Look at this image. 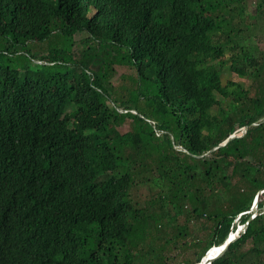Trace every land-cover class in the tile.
Here are the masks:
<instances>
[{
    "label": "trees",
    "instance_id": "trees-1",
    "mask_svg": "<svg viewBox=\"0 0 264 264\" xmlns=\"http://www.w3.org/2000/svg\"><path fill=\"white\" fill-rule=\"evenodd\" d=\"M247 1L0 0V264H163L154 241L186 237V212L210 230L187 264L248 222L213 264H264V51L240 43ZM115 65L136 72L127 95ZM147 183L161 194L142 206Z\"/></svg>",
    "mask_w": 264,
    "mask_h": 264
},
{
    "label": "rangeland",
    "instance_id": "rangeland-1",
    "mask_svg": "<svg viewBox=\"0 0 264 264\" xmlns=\"http://www.w3.org/2000/svg\"><path fill=\"white\" fill-rule=\"evenodd\" d=\"M248 8L249 13L256 16L254 19H250V26L244 29V32L241 33L240 37V43L245 46L254 47L260 51H264V14L257 16V5L260 2V0H248ZM89 37V34L87 32H81L75 36V46L74 50L79 54L83 49L84 45L81 43L84 39ZM61 38L59 36L53 37V45H59ZM238 41V37H237ZM34 50L38 53H47L49 49V44H39L35 45ZM231 53H227L226 59L230 57ZM115 71L113 73V77L111 79L112 86L114 89V92L117 96L121 95H127V89L131 88L133 85V79L132 77L136 76V72L133 68L126 66V65H115ZM235 81V82H242L246 83L247 86L250 85L251 81L240 78L238 75L234 73H228L225 72L224 74V82L227 81ZM130 129L129 124H125L123 127H121L122 132H126ZM161 188L154 184H142L139 186H136L132 190V196L140 201L142 206H147L152 202L155 198H158V196L161 194L160 192ZM261 192H259L260 194ZM258 194V195H259ZM258 196H255L254 200ZM264 200L263 193L260 194L259 202ZM258 202V203H259ZM256 209V210H254ZM186 210L189 212L191 210V207L188 205L186 207ZM252 213L253 212H259V206L257 204V207H252ZM174 213V212H173ZM177 222L180 226V228L185 227L188 228V234L186 237L177 238V240L170 239L172 237L171 231L169 229H166L164 231L160 238L154 241V245L163 255V264H187V260H193L195 256V252L197 249L200 251L201 248L208 244L209 242V232L210 230L205 228V223H199V222H193L188 219V213L180 214L177 217ZM238 226L239 223H238ZM178 230H176L175 233H177ZM168 233V234H167ZM166 236V237H164ZM196 239L201 240V246L200 247H194V242ZM171 241V244L165 245L166 241ZM151 241V240H150ZM162 246H165V250H162ZM142 248V245L139 246V249ZM146 251H148V246H146ZM198 252V251H197ZM151 260V259H148ZM154 264H158V261L156 259H153Z\"/></svg>",
    "mask_w": 264,
    "mask_h": 264
},
{
    "label": "water",
    "instance_id": "water-1",
    "mask_svg": "<svg viewBox=\"0 0 264 264\" xmlns=\"http://www.w3.org/2000/svg\"><path fill=\"white\" fill-rule=\"evenodd\" d=\"M235 137H236L235 135L231 136L223 145H226L231 139H233ZM262 193H264V190H262L260 194H262ZM260 194L258 195V197L255 200V204H254L255 208L257 207V204H258V201L260 198ZM254 210H256V209H254ZM256 214H257L256 211L253 212L252 218H254ZM248 225H249V222L245 225L238 226L237 230L234 233H231L222 245L214 246V247L210 248L206 252L205 256L202 258L200 264H213V262H215L218 258H220L228 250V248L230 247V245L233 242H235L238 238H240L247 231Z\"/></svg>",
    "mask_w": 264,
    "mask_h": 264
}]
</instances>
